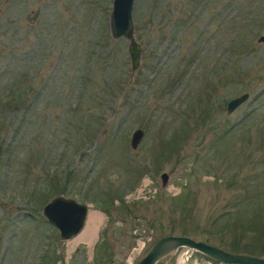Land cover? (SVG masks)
I'll return each instance as SVG.
<instances>
[{"label": "rangeland", "instance_id": "374dc122", "mask_svg": "<svg viewBox=\"0 0 264 264\" xmlns=\"http://www.w3.org/2000/svg\"><path fill=\"white\" fill-rule=\"evenodd\" d=\"M111 7L0 0V264H135L165 233L262 245L237 221L264 233V0H134L135 69ZM56 195L102 213L89 241L88 216L63 240L43 215ZM187 256L207 264H156Z\"/></svg>", "mask_w": 264, "mask_h": 264}, {"label": "water", "instance_id": "95a60500", "mask_svg": "<svg viewBox=\"0 0 264 264\" xmlns=\"http://www.w3.org/2000/svg\"><path fill=\"white\" fill-rule=\"evenodd\" d=\"M134 0H112L109 15V27L112 37L124 36L129 39L128 53L131 68L135 69L140 62L142 46L134 38V22L132 7ZM261 39H264L261 37ZM249 96L243 92L230 98L226 109L228 112L234 110ZM143 129L135 128L132 132L130 144L136 147L143 136ZM162 183L168 180L166 172L161 173ZM88 212V205L72 197L56 195L48 200L42 207V213L46 219L59 231L61 239H68L82 229ZM180 247L195 249L210 259L223 264H264V256L233 252L203 239H195L188 235L165 233L159 236L147 249L142 258L135 264H156L161 259L171 255Z\"/></svg>", "mask_w": 264, "mask_h": 264}, {"label": "trees", "instance_id": "16d2710c", "mask_svg": "<svg viewBox=\"0 0 264 264\" xmlns=\"http://www.w3.org/2000/svg\"><path fill=\"white\" fill-rule=\"evenodd\" d=\"M242 32H243V29H241V30L239 29L234 37H239ZM252 38H254V35H253ZM251 41L252 40L249 38V40L246 41V42L250 43ZM229 45H231V46H236L237 45L238 46L240 44H237V41L233 40L231 42V44H229ZM259 210L264 211V201L259 205ZM105 211L107 212L108 210L105 209ZM108 213L110 214L109 211L107 212V214ZM255 213L256 212H251L250 214L248 213L247 217L241 216V218L238 219L239 221H237V224L241 225V224H244L245 222H249V223L251 222L253 224V228L252 229L254 230V234L253 235H256V234L258 235L257 236L258 239H257V243L256 244H258L259 242L262 241V245H257V246L255 244L251 245V246L247 247L245 250H243V252L264 256V233H261V234L259 233L261 231L260 227L262 226V224L259 223L258 220L255 219L256 216H257V215H255ZM255 220H256V223L254 222Z\"/></svg>", "mask_w": 264, "mask_h": 264}, {"label": "bare ground", "instance_id": "6f19581e", "mask_svg": "<svg viewBox=\"0 0 264 264\" xmlns=\"http://www.w3.org/2000/svg\"><path fill=\"white\" fill-rule=\"evenodd\" d=\"M87 216H88V220L86 219L87 224H86L85 228L83 227L84 230L82 231L83 228L81 229L82 233L79 236L72 239V243H74L75 241H77L79 239H85V240L89 241L93 237V235L95 234L96 229H97V224H98L99 220L101 219L102 213L99 211L90 210V212H89V214H87ZM183 264H185V262Z\"/></svg>", "mask_w": 264, "mask_h": 264}, {"label": "built area", "instance_id": "2783aa9c", "mask_svg": "<svg viewBox=\"0 0 264 264\" xmlns=\"http://www.w3.org/2000/svg\"><path fill=\"white\" fill-rule=\"evenodd\" d=\"M140 248V247H139ZM138 248V249H139ZM181 250H182V252H184L185 251V254L187 253V252H190V250L191 249H189V248H181ZM191 252H192V250H191ZM181 254V253H180ZM191 255V254H190ZM188 258V259H187ZM187 258H182V262L184 263L185 262V264L187 263V261L189 260V257L187 256ZM179 259H181V257H178V259H177V264H181L182 262L179 260ZM206 262H207V264H215V263H213L212 261H210V260H206Z\"/></svg>", "mask_w": 264, "mask_h": 264}]
</instances>
